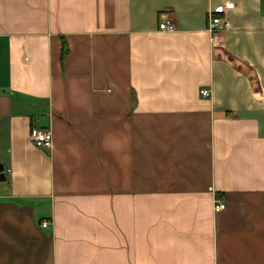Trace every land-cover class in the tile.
I'll return each mask as SVG.
<instances>
[{
    "label": "crops",
    "instance_id": "obj_1",
    "mask_svg": "<svg viewBox=\"0 0 264 264\" xmlns=\"http://www.w3.org/2000/svg\"><path fill=\"white\" fill-rule=\"evenodd\" d=\"M0 162V264H264V0H0Z\"/></svg>",
    "mask_w": 264,
    "mask_h": 264
},
{
    "label": "built area",
    "instance_id": "obj_2",
    "mask_svg": "<svg viewBox=\"0 0 264 264\" xmlns=\"http://www.w3.org/2000/svg\"><path fill=\"white\" fill-rule=\"evenodd\" d=\"M225 5L218 4L211 8L208 12L207 28L211 32V39L213 41L215 33L221 29H225L228 26V21L225 17ZM176 25L173 18L168 12L159 13L158 28L161 30L171 31L175 29ZM200 92L203 95H208L209 89L201 88ZM29 137L32 142L39 147H50L52 145L53 135L50 128L43 127H31L29 131ZM225 207V202L215 197L213 208L214 210H220ZM41 226H46L48 220L43 218L39 222Z\"/></svg>",
    "mask_w": 264,
    "mask_h": 264
},
{
    "label": "water",
    "instance_id": "obj_3",
    "mask_svg": "<svg viewBox=\"0 0 264 264\" xmlns=\"http://www.w3.org/2000/svg\"><path fill=\"white\" fill-rule=\"evenodd\" d=\"M6 178V173L4 171V166L3 164L0 162V180H4Z\"/></svg>",
    "mask_w": 264,
    "mask_h": 264
}]
</instances>
